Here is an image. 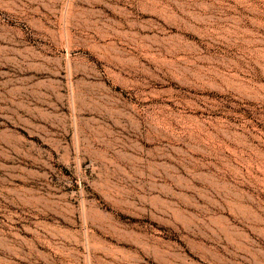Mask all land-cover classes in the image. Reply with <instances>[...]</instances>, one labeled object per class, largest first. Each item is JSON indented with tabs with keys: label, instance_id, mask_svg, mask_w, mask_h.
<instances>
[{
	"label": "rangeland",
	"instance_id": "obj_1",
	"mask_svg": "<svg viewBox=\"0 0 264 264\" xmlns=\"http://www.w3.org/2000/svg\"><path fill=\"white\" fill-rule=\"evenodd\" d=\"M0 264H264V0H0Z\"/></svg>",
	"mask_w": 264,
	"mask_h": 264
},
{
	"label": "bare ground",
	"instance_id": "obj_2",
	"mask_svg": "<svg viewBox=\"0 0 264 264\" xmlns=\"http://www.w3.org/2000/svg\"><path fill=\"white\" fill-rule=\"evenodd\" d=\"M66 48H67V47H66ZM66 50H67V55H66V56L68 57V55H70V54H69V48H67ZM68 60H69V59H68Z\"/></svg>",
	"mask_w": 264,
	"mask_h": 264
}]
</instances>
